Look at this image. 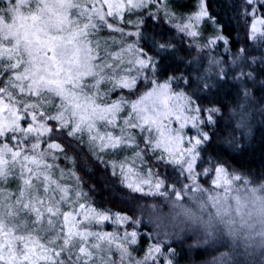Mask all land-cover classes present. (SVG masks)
Masks as SVG:
<instances>
[{"label": "snow or ice", "instance_id": "obj_1", "mask_svg": "<svg viewBox=\"0 0 264 264\" xmlns=\"http://www.w3.org/2000/svg\"><path fill=\"white\" fill-rule=\"evenodd\" d=\"M253 3L244 0L249 7ZM161 4L164 15L171 17L163 0H0V264H133L128 245L135 243V231L123 237L92 231L93 221L99 224L109 217L86 203L88 194L76 171L57 163L61 157L71 159L64 141L87 148L101 161L104 155L131 151L132 163L154 160V166H171L178 177L191 180L182 189L168 186L176 201L190 193L203 194L190 196L198 212L183 208L194 224L210 237L226 234L233 244L264 250V184L250 186L213 161L200 170L198 160L210 140L203 125L214 123L219 109L201 108L192 93L177 91L172 84L176 77L161 81L156 76L155 56L161 62L166 59L161 53L172 47L170 42L154 40L158 50L153 56L139 41L127 43L132 36L143 39L144 18L140 13L139 23L126 21L125 13L143 9L149 19H159ZM254 13L246 9L244 14ZM205 18L213 19L204 0H198L197 12L179 17L178 30L196 37L199 31L193 29ZM125 23L137 30L127 32L121 26ZM258 25H264V18L254 16L249 38L259 33L264 40ZM105 29L109 36L102 38ZM156 35L164 40L163 33ZM126 53L131 54L128 60ZM245 60L246 49H241L233 60L240 67L236 80L253 78L251 71H244ZM219 74L225 69L219 68ZM184 82L191 86L190 80ZM242 94L247 97L249 92L244 88ZM239 107L242 125L247 113L243 104ZM188 125L196 130L194 135L184 131ZM128 162L124 156L122 174ZM112 167L115 175V161ZM213 172V186L222 192L196 183L197 175ZM148 176L156 177L155 193L167 195L160 192L164 179L151 166ZM140 183L151 186L152 180ZM140 183L127 186L142 191ZM89 237L95 242L89 244ZM114 244L118 259L113 258ZM158 261L172 264L154 246L134 264Z\"/></svg>", "mask_w": 264, "mask_h": 264}, {"label": "rangeland", "instance_id": "obj_2", "mask_svg": "<svg viewBox=\"0 0 264 264\" xmlns=\"http://www.w3.org/2000/svg\"><path fill=\"white\" fill-rule=\"evenodd\" d=\"M226 1L228 4H230L231 2L234 3V5H232L233 8H231L233 13L232 20L237 22L239 25L238 30H236L235 32L236 41L238 42L237 49L233 51H229L227 48H222V50H219L220 48H217L215 44L218 39L222 38V35H220V32L217 29V27L211 21L205 18L206 22L205 20L200 21L199 24H197L196 27L193 29L199 31V34L196 37H193L194 42H196L195 43V45L197 46L196 49H193V47L188 48L186 46H182L183 48L180 47V49L182 50L183 53H181L180 58H176L177 63L182 65L183 63L185 64L186 67L185 72L186 74H189L190 78L178 76L176 77L177 79H175L174 81L178 83L177 85L180 86V88L185 90L186 88L190 89L189 93H192L193 95L195 94V92H198L199 85L203 87L204 92H206V95L208 96H212L216 92H218V90L220 89V85H222L220 81L222 76L219 74V68L225 69V74L223 75V77H225L226 84L229 85V88L231 90L232 88H234L233 93L236 94L239 91L238 94H240L242 92V89H244L247 86L246 84L251 83L249 82V80L239 81L234 78L236 74L240 71V67L233 64V60L235 59L237 53H239L241 49L245 48L247 50L246 60H245V63L247 64L245 68L247 70H244L245 72L248 71L253 72L255 68L258 70L261 65L264 66L263 64L264 40L261 39L259 33L257 34V37L255 39L249 38V28L253 22L254 16H259L261 18H264V0H254L253 5L250 7L244 4V0H226ZM163 2L168 4V0H163ZM192 4H194L193 7L191 6ZM183 5H188L190 8L182 7ZM205 5L206 3L204 0V6ZM160 7H162V12L164 15L163 4L162 6L160 5ZM155 9H156L155 7L151 8V12H154ZM246 9L249 13H252L253 9H255L254 15H245L244 13ZM140 10L141 9L137 10L136 13H138V11ZM169 10L171 11L172 14L171 17L165 15L164 17L168 19L166 20L167 22L170 23L171 21V24L173 26L175 25L176 27L179 24V17H187L198 11V0L179 1V3L173 6L172 8L170 5ZM129 20L139 23L140 16L138 17L136 15H133L129 19H127V21ZM160 24L163 25L162 22H160ZM121 26L124 27L127 32H133L134 30L135 31L137 30L133 28L132 31L131 27H134L132 23H126V26L122 24ZM155 28L156 27L150 28L147 27L146 24H141L140 32L142 33V35L144 34L145 36L144 31L145 32L148 30L153 31ZM258 28H260L261 32H264V25H258ZM177 31L180 32L178 29ZM114 35H118V34H114ZM100 36L102 38H107L109 36L108 30L105 29L102 33H100ZM173 37H177V40L179 38L177 33L173 34ZM137 38L139 37L135 36L132 39L133 41H130L131 40L130 37L128 40L130 42L139 41L140 46H143L145 50H148V47L146 45H143L140 39ZM209 41H215V43H209ZM152 44L154 45V43ZM173 45L179 47L177 43ZM113 47L115 50H118V46H113ZM175 49L177 50L179 48L172 47V49L170 50L174 51ZM130 57L131 54L126 53L124 59L128 60ZM156 59L157 56H155V60ZM212 61L219 62L218 66L215 63H210ZM206 69H211V70L206 72L205 71ZM156 73H157V69H156ZM252 74L255 77L256 74L254 72ZM201 77H203V79H201ZM160 80L163 81L164 79H160ZM185 80L191 81L190 87L185 84L184 82ZM205 83L207 84V86H205ZM250 86L257 91V96H256L257 103H264V79L258 77V81H256L254 84ZM141 91H143V88H141ZM235 102H236L235 106L230 111V116L232 120L235 121L236 119L238 123L240 121L239 113L241 109L239 106L241 105V101H239L238 98L236 99ZM247 118L248 117H246V119ZM245 123L246 120L244 124ZM172 126L178 128L179 124L173 122ZM237 126H242V125L237 124ZM186 128L190 129L192 127L191 125H188ZM236 131H237V127H234L233 130L230 131V134L236 135ZM223 143H225L228 146L232 145L230 144L231 143L230 141H223ZM65 144L70 145L68 141L67 143L65 142ZM73 145H71L70 148L71 151L74 152V155H78V153L81 154V150H79V147ZM132 153L133 152L129 151V152H121L118 156L104 155V159L110 161V163H108V165L104 163V167L107 166V169H105L102 166L101 170H103V172H106L108 177L111 178V176H113L112 178L116 181L117 187L122 191V193L123 192L125 193V196L129 200V202L139 201L141 205L142 204L144 205L143 206L144 208H142L139 211L140 217L139 216L137 217L136 214L133 213L134 211H131L133 213V217L131 216L132 219L129 220H132L133 225L129 224L128 216H126L125 214H122L119 221L118 220L111 221L115 230L120 226L123 227L124 231H122L123 229H121L120 234L112 232L119 237H123L124 232L130 234L133 231H135L137 235L138 233L137 229L139 228L138 227L139 225H142L141 223H143L146 227L150 229L149 231L145 230L141 232L147 237L148 244L145 247L142 246L141 248H139L136 254L132 256L133 264L137 260H142L143 257L145 256V253L151 247L159 246L161 249L162 244H173V243L176 244L179 243L180 241H185L187 239H190V234L192 235L193 233H198V232H200L201 233L200 235H202L200 236L202 238V239L200 238V240H202V242L204 243L206 241L208 242L207 252L209 251V254L212 256L211 264H238L240 262L239 261L240 259H243L242 260L243 263L241 264H247V263L264 264V250L258 249L256 247L245 249V247L242 244L239 243L233 244L231 239L226 234L210 237L206 234L203 228H201L197 224H194L190 219V217L184 214L183 208H191L193 211L198 212V203L197 201L191 199L190 196L199 197L203 194L190 193V196H185L181 201H176L175 193L172 192L170 187L168 186L175 184L177 189H182L183 185L185 183L190 184L191 180H185L183 177H178L175 173H173L171 166H165L163 164L159 165L158 167L154 166L155 164L154 160L148 161L147 164H141L139 160H137L134 163L135 166H133L131 164L134 153L133 154ZM124 156H127L130 162L125 165L124 174H122L119 164L123 160ZM63 159L67 160L65 158ZM203 160H212V159L206 158V159L198 160V163L201 166L200 167L201 171L210 167V165L207 162L203 163ZM113 161H115L117 164V167L115 168V172H116L115 175H113V167H112ZM150 166L153 173H159V178L164 179L165 187H162L160 189V192H167V195H160L159 193H155L154 185H155L156 177L152 178L148 176V168ZM129 167L133 169L131 173L127 172V168ZM228 174L231 176L234 173L232 171H229ZM216 178H217V174L215 172H213L211 175H197L196 183L203 188L209 189L213 193L222 192L223 189H215L213 186L212 182ZM219 178L222 181L223 175L221 174ZM147 179L152 180L151 186L148 184L140 183L142 180H147ZM128 183H133V184L140 183V187L142 188V191H133L132 188H129L127 186ZM260 185L262 184L253 181V183H251L250 186L256 187ZM10 187L12 189H15L16 183L12 182ZM150 192L153 194H146ZM136 193H140V195L136 196L137 195ZM204 198L206 199L207 197L204 196ZM105 222H107V220L102 221L99 224H103ZM85 227H87V224L85 225ZM96 229L97 228H94V230L92 231H96ZM129 239H131L130 236ZM88 242L89 244L94 243L95 238L89 237ZM128 248L135 250L136 246H133V243H130L128 245ZM113 258L115 259L119 258V252L116 250L115 244L113 245ZM125 264H129V262L126 260Z\"/></svg>", "mask_w": 264, "mask_h": 264}, {"label": "trees", "instance_id": "obj_3", "mask_svg": "<svg viewBox=\"0 0 264 264\" xmlns=\"http://www.w3.org/2000/svg\"><path fill=\"white\" fill-rule=\"evenodd\" d=\"M179 1L183 0H168V5H171L172 8L178 4ZM205 3L207 12L213 18L209 21H211L217 27L220 35H222V38L216 41L215 46L220 48L219 50H222V48H227L229 51L237 49L238 42L236 41L235 32L238 30L239 25L237 22L232 20L233 13L231 8H233L232 5H234V3L231 2L228 4L226 0H205ZM193 5L194 4L191 6L193 7ZM182 7L186 8L189 6L183 5ZM160 8L161 11L157 13L159 19H149L148 12L141 9L136 14L125 13V20L127 21V19L133 15L139 17L140 13H143V24H146V26L150 28L156 27L153 31H144L145 36L143 34V39L137 38L140 39L143 45H146L148 49H151V51L148 52L149 56H153L158 50L157 47L152 44L154 40L158 43L167 41L171 43L172 47L179 48L177 50L175 49L174 51H171V47L167 50V52L161 53V55L167 57L162 62L160 56H157L156 62L158 61L159 67L157 68L156 76L158 78L164 80H166L168 77L178 76L190 78L189 74H186L185 72V64L183 63L182 65L177 63L176 58H180L181 53H183L180 47L183 48L182 46H186L188 48L193 47V49H196V42H194L192 36L187 35L186 33L178 32L177 26H173L171 21L170 23L167 22L166 20L168 19L164 17L162 7ZM153 13H156V9ZM160 22H162L163 25L160 24ZM123 25L126 26V23ZM133 28L136 29L135 27H131L132 31ZM133 32H135V30ZM157 33H163L164 40H161L160 36L156 35ZM175 33H177L179 37L178 40L177 37H173V34ZM134 37L135 36H132L130 41H133L132 39ZM130 41L127 40V43H133ZM175 43H177L179 47L173 45ZM255 69L253 70V72L256 74L255 77L253 76V78L249 80L251 83H247V86L245 87L249 92L247 97H244L242 92L238 94L239 91L236 94L233 93L234 88H232V90L229 88V85L226 84L225 77L223 76L220 80L222 85H220V89L214 95H206V92H204L201 85H199L198 92H195L197 95H193V98L197 100L199 107L204 109H219V112L214 114L215 122L203 125V130L209 134L210 140L204 146L206 151L202 153V158L212 159L203 160V163L207 161L217 162L219 165L223 166L228 173L229 171H232L234 174H238L245 178L250 185L253 183V181L259 184H264V103H257V91L250 86L258 81V77L264 79V66L261 65L258 70ZM244 70L247 69L244 67ZM172 84L177 91L182 89L177 85L178 83H176V81L173 80ZM186 90L188 92L190 91V89L187 88ZM113 98H115V94ZM238 98L239 101H241V104L244 105V110L246 111L248 117L246 119V123H243L242 126H237L238 123L236 119L234 121L230 116V111L235 106V101ZM195 106L196 105H193V107ZM234 127H237L236 135H231L230 131L233 130ZM195 131L196 130L194 128L185 129V132H187L189 135H194ZM223 141H230V144L232 145L228 146L223 143ZM65 142L67 143V141H64V143ZM69 144L70 145L67 144V156L71 159L64 160L63 157H61V161L58 160L57 163L61 167H65L66 169H74L76 171L80 178V185L83 191L88 194L86 203L98 213H102L103 215L109 217L107 222L103 224L98 225L95 223V221H93L92 230L97 228V232H114L120 234V230L123 229V227L120 226L115 230L111 221H119L122 214L128 216V220L132 219L133 213L136 214L137 217H140L139 211L144 208V205H141L139 201L129 202L125 196V193H122V191L117 187L116 181L112 178L113 176H111V179L108 177L106 172L101 170V167H104V163L108 165L110 161L105 159H103V161L98 160L96 157L92 156L85 147H79L81 154L78 153V155H74V152L71 151L70 146L75 143ZM131 165L135 166L134 163ZM84 167L88 169H85ZM104 168L107 169V166ZM152 178H154V176ZM136 194V196L140 195V193ZM131 211L134 212L132 213ZM82 218L83 217L80 219ZM129 224L133 225L132 220H129ZM141 224L142 225L138 226V233L135 237V243H133V246H136V249L133 250L128 248L131 257L136 254L139 248L142 246L145 247L148 244L147 237L141 232L145 230L149 231L150 229L143 223ZM122 231H124V229ZM124 233L123 235H125ZM200 234V232L193 233L192 235L190 234V239L180 241L176 244L161 243V253L171 259L172 264H211L212 256L209 254V251L207 252L208 242H202V240H200V236L202 235ZM242 260L243 259H240L238 264L243 263ZM157 264H159V261Z\"/></svg>", "mask_w": 264, "mask_h": 264}]
</instances>
